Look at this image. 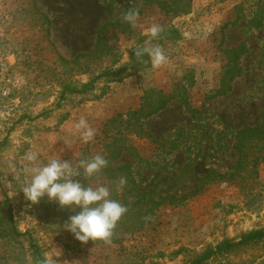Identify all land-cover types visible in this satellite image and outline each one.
Returning <instances> with one entry per match:
<instances>
[{
  "label": "rangeland",
  "instance_id": "obj_1",
  "mask_svg": "<svg viewBox=\"0 0 264 264\" xmlns=\"http://www.w3.org/2000/svg\"><path fill=\"white\" fill-rule=\"evenodd\" d=\"M256 1L0 0V264H37L29 235L43 255L60 254L57 264H185L207 246L264 228V142L237 135L259 123L264 109V16L260 27L248 23ZM132 9L139 10L135 28L122 20ZM152 24L163 28L159 38L144 34ZM241 44L246 51L233 67L227 51ZM137 46H160L167 63L154 69L147 56L146 67L95 78L129 66ZM79 53L88 55L73 60ZM228 69L239 75L228 80ZM90 80L88 92L60 98L63 82ZM160 90L173 98L142 121L147 134L127 135L132 149L117 160L132 166L140 191L178 199L160 206L149 224L115 242L82 243L64 228L79 207L25 199L27 151H37L41 163L60 158L76 167L102 151L107 119ZM81 116L96 130L88 143L74 129ZM78 171L75 180L101 185ZM11 218L29 234L17 236ZM200 264H264V240Z\"/></svg>",
  "mask_w": 264,
  "mask_h": 264
},
{
  "label": "trees",
  "instance_id": "obj_2",
  "mask_svg": "<svg viewBox=\"0 0 264 264\" xmlns=\"http://www.w3.org/2000/svg\"><path fill=\"white\" fill-rule=\"evenodd\" d=\"M252 6L251 12H253V16L249 18L248 23L251 27H260L262 25L264 16V0H258L253 3ZM167 11L177 13L178 10L175 8L173 10ZM109 25H112V22L104 24L100 28L99 34H101L106 26ZM174 31L175 30L172 28L171 32ZM165 33L169 32L166 31ZM100 40L101 36L98 35L93 51L97 50ZM245 51L244 45L241 44L238 47L231 48L227 52L229 53L231 62L235 63L240 55ZM85 55L88 54L79 53L74 57L73 60H77L78 57ZM142 59L144 61H148L147 55H145ZM146 66L147 63H142L141 61L137 60V58L134 56V51H132L130 55L129 66H121L115 70H103L99 72L95 78L105 77L107 79H111L112 77H121L127 67H129L130 71H132ZM233 67H236V63ZM231 69H228L226 72L229 74ZM236 75H239L238 69L236 72L229 74L228 80H232ZM93 81L94 80H90L80 84H77L73 81L63 82L60 91V98L63 99L66 94H84L88 92L93 87ZM228 90H230V87L226 86L225 89L214 91V94H222ZM172 98L173 94L171 93H165L161 90L157 91L154 98H150L148 95L145 96L143 103L138 109L132 110L126 115L116 114L107 119L103 124V133H105V137L108 139V141H104L102 143V151L100 152V155H103L108 160V166L103 168L99 173L90 177V180L92 183L101 181V185L107 186L110 189V198L119 201L128 209L127 212L117 222V225L113 230L111 242H115L124 235L133 234L134 232L142 229L151 222L155 211L160 206L164 205L165 202L166 204H169L174 200H178L173 195H156L155 191L151 188L140 191L138 189L136 174L133 171L132 166L128 163H117L119 158H121L127 151L132 149L131 144L128 143L127 135L131 132L147 134L141 127L142 121L165 108L168 101H170ZM57 104H59V102ZM245 133H247V136L249 137L253 135L258 136L264 142V109L262 112V119L259 123L255 124L254 126H245L237 131V135L241 137ZM212 174H215L218 177L223 176L215 172H211L207 176ZM120 177H126L127 183L123 187L122 191H117ZM145 217H150V219H145ZM10 222L12 223V231L17 236L29 234L28 232L19 233L14 227L12 218ZM263 240L264 228L253 229L242 234L236 241L225 239L213 247L207 246L195 260L185 264H200L212 256L225 254L236 248L252 245ZM27 241L28 248L32 250L31 253L33 255V259L38 264V262L44 258L41 248L31 235H29Z\"/></svg>",
  "mask_w": 264,
  "mask_h": 264
},
{
  "label": "clouds",
  "instance_id": "obj_3",
  "mask_svg": "<svg viewBox=\"0 0 264 264\" xmlns=\"http://www.w3.org/2000/svg\"><path fill=\"white\" fill-rule=\"evenodd\" d=\"M138 18V9L126 11L122 15V20L133 28L137 26ZM162 32L163 28L160 25L152 24L144 34L156 39ZM132 50L137 60L142 63H148L142 59L147 55L154 69L160 68L168 61V57L160 46H137ZM74 129L83 143L93 141L95 138L96 130L83 116L75 122ZM39 155L37 151L29 150L23 157L26 162L24 167L26 178L20 190L25 199L32 204H37L46 196L49 201L57 202L61 208L67 207L75 211L79 207L80 211L69 216L64 228L82 243H87L90 239L111 243L113 230L127 212V207L110 198L111 191L107 186H85L74 179L80 176L78 168H83L85 177H92L108 166V160L103 155L97 154L90 159H80L78 166L74 167L68 160L60 158H50L47 163H41ZM126 183V177H120L117 191H122ZM59 255L45 252L43 260L38 264H57L58 261L53 257Z\"/></svg>",
  "mask_w": 264,
  "mask_h": 264
},
{
  "label": "built area",
  "instance_id": "obj_4",
  "mask_svg": "<svg viewBox=\"0 0 264 264\" xmlns=\"http://www.w3.org/2000/svg\"><path fill=\"white\" fill-rule=\"evenodd\" d=\"M2 130V127L0 126V131Z\"/></svg>",
  "mask_w": 264,
  "mask_h": 264
}]
</instances>
